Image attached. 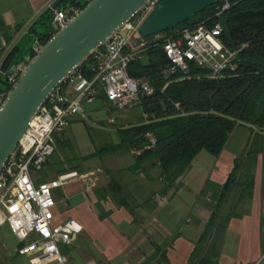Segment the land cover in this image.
<instances>
[{
	"label": "crops",
	"instance_id": "1",
	"mask_svg": "<svg viewBox=\"0 0 264 264\" xmlns=\"http://www.w3.org/2000/svg\"><path fill=\"white\" fill-rule=\"evenodd\" d=\"M56 1L0 0V67L7 55L31 35L33 26ZM137 109L140 112H136ZM117 112L101 94L94 103L85 104L83 113L74 116L65 133L56 140L55 153L59 160L55 163L48 161L45 167L52 164L64 167V158L68 162L75 160L76 164L67 170L60 167L47 177L36 174L40 181H50L70 172L81 176L57 191V221H78L83 231L70 247L76 248L85 232L86 237L100 241V245L96 241L93 243L109 261L134 264L137 261L135 252L143 249L147 255L155 257L154 261L165 257L167 264H188L216 205L210 194L202 196V191L209 181L222 185L228 180L235 160L248 151L245 148L258 130L238 123L218 157L202 151L181 179L179 189L161 195L164 186L159 167H151V162L143 161L137 170H133L136 165L133 152L108 149L120 144L119 129L134 127L145 118L141 107L123 111L120 115ZM115 181L117 184H113ZM110 186H114L115 192ZM98 189L107 198L100 202L104 211L111 213L104 220H100L96 207ZM63 199L67 200L66 205L61 203ZM118 199H126L135 206L134 210L118 207ZM263 219L262 154L258 157L253 198L241 199L238 187L230 190L222 203L205 255L216 259L219 264H264ZM232 235L237 237L235 244ZM23 245L7 225L0 228V256L11 259L14 264H30L27 257L18 255L17 251ZM63 252L69 257L71 249L65 247ZM70 260L71 257L69 264ZM144 260L145 257L141 259Z\"/></svg>",
	"mask_w": 264,
	"mask_h": 264
},
{
	"label": "trees",
	"instance_id": "2",
	"mask_svg": "<svg viewBox=\"0 0 264 264\" xmlns=\"http://www.w3.org/2000/svg\"><path fill=\"white\" fill-rule=\"evenodd\" d=\"M80 3L81 0L56 1L52 9L45 11L39 18L30 34L46 44L53 37V9L63 10ZM229 3L230 7L218 15L224 5V0H218L216 5L161 34L170 35L175 30L202 22L208 25L221 23L225 46L237 52L236 72L212 77L207 70L192 67L189 74L165 76L163 70L169 61L162 42L148 48L140 59L132 60L128 66L131 77L147 80L155 88V93L144 97L140 104L147 119L141 118L134 127L119 129L120 144L108 147L113 152L137 151L145 144V134L154 133L157 139L155 148L141 155L134 154L136 165L132 169L137 170L143 161L151 162V167H159L160 180L164 186L160 194L166 195L170 190L175 192L179 189L181 179L202 151L218 157L239 122L258 130L248 151L235 160L228 180L222 185L209 181L202 191L201 195L210 194L216 205L188 264H219L216 259L206 256L205 250L222 203L234 187L241 189V199L253 198L258 157L264 156V0H229ZM86 5H81V8L84 9ZM143 13H138L131 22H137ZM23 59L22 46L15 47L7 55L1 65L4 75L0 77V91L6 89V75L10 69ZM92 61L93 56L77 71L87 78H93ZM101 96L105 97L103 92ZM110 187L115 192L114 186ZM102 193L101 189L96 191L100 220L111 214L104 211L100 203L107 199ZM116 201L118 207L130 211L135 208L126 199ZM160 261L166 263L165 257Z\"/></svg>",
	"mask_w": 264,
	"mask_h": 264
},
{
	"label": "built area",
	"instance_id": "3",
	"mask_svg": "<svg viewBox=\"0 0 264 264\" xmlns=\"http://www.w3.org/2000/svg\"><path fill=\"white\" fill-rule=\"evenodd\" d=\"M91 0H81L80 5L63 10L53 9V36L68 23ZM162 0H152L144 13L148 15ZM230 7L224 0L223 11ZM52 9V8H51ZM143 13V14H144ZM137 22H129L119 30L109 43L93 55L91 64L93 78L77 71L74 76L57 86L32 119L16 150L9 157L0 173V228L7 225L10 232L22 243L18 255L29 259L30 264H69L63 252L73 244L83 231L74 219L58 222L55 210L58 206L57 191L81 176L77 172L64 173L50 181H40L41 172L56 151V140L65 133L70 120L83 113L85 104L95 102L103 92L107 101L117 111L140 106L142 99L152 96L155 88L143 79H135L128 72L129 63L140 59L150 47L162 42L169 61L163 74H189L192 67L207 70L212 77L235 73L238 68L237 52L228 49L223 40L221 23L205 22L193 27L173 31L170 35L158 34L153 39L141 36ZM45 44L36 38L30 53L14 65L6 75V89L0 91V109L7 97L8 88L16 84L32 58ZM4 75L0 67V77ZM147 119V115L144 116ZM115 123V120H111ZM156 136L145 134L142 149L133 151L141 155L155 148ZM67 204V200H60Z\"/></svg>",
	"mask_w": 264,
	"mask_h": 264
},
{
	"label": "water",
	"instance_id": "4",
	"mask_svg": "<svg viewBox=\"0 0 264 264\" xmlns=\"http://www.w3.org/2000/svg\"><path fill=\"white\" fill-rule=\"evenodd\" d=\"M151 1L91 0L32 58L0 109V173L52 91L74 76L100 47L109 48L114 35ZM217 2L162 0L144 18L139 32L148 38L173 30Z\"/></svg>",
	"mask_w": 264,
	"mask_h": 264
},
{
	"label": "rangeland",
	"instance_id": "5",
	"mask_svg": "<svg viewBox=\"0 0 264 264\" xmlns=\"http://www.w3.org/2000/svg\"><path fill=\"white\" fill-rule=\"evenodd\" d=\"M143 19L147 16L146 12L143 14ZM36 36L33 35H29V37H27L23 43H22V55H24V57H26L30 52V48L33 45V42L35 40ZM102 100V99H100ZM136 107H140V106H136ZM135 107V108H136ZM123 111H119L117 113H122ZM136 112H140L139 109L136 110ZM116 113V114H117ZM57 145V143H56ZM249 147V142L245 148V150H247ZM245 154V152H244ZM59 155L57 154V152L54 154V156H52L49 161L55 163L59 160ZM65 159V166L61 167L58 164H52L49 165L47 167H45L41 172H39L40 176H48V174L54 172L57 169L61 168H65L67 170V168H70L72 166H74L76 163L74 162L75 160H70V162H68ZM58 177V176H57ZM78 179L72 180V182L76 181ZM95 182V180H94ZM93 184V183H92ZM68 211V210H67ZM235 235H232L231 238H234L233 243L235 244V240L237 239V237L235 238ZM231 240V239H230ZM96 241L98 245H100V241L98 239L92 240L88 237H86L85 232L83 233V235L79 238L78 240V245L76 248L73 247H67L68 249H71V254L69 257H71L72 261L70 260V264H119L117 261H109L108 257L106 256L105 253H102L99 250V247L97 245H95L93 242ZM76 249V251H75ZM68 255V254H67ZM135 261L134 264H164L160 261H154L155 257L152 255H147L146 252H143V249H141V252H135ZM141 257H145L144 261H141ZM147 258V259H146ZM140 259V260H138ZM81 261V263L79 262ZM144 262V263H141ZM0 263L1 264H14L13 261L3 255L0 256Z\"/></svg>",
	"mask_w": 264,
	"mask_h": 264
}]
</instances>
